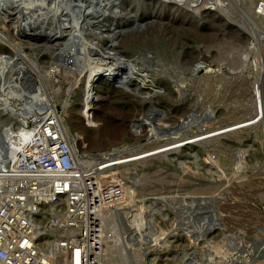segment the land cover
<instances>
[{
    "label": "rangeland",
    "instance_id": "rangeland-1",
    "mask_svg": "<svg viewBox=\"0 0 264 264\" xmlns=\"http://www.w3.org/2000/svg\"><path fill=\"white\" fill-rule=\"evenodd\" d=\"M47 112L77 152L120 150L105 172L129 193L106 197L124 233L147 232L139 264L260 243L264 0H0V122Z\"/></svg>",
    "mask_w": 264,
    "mask_h": 264
},
{
    "label": "built area",
    "instance_id": "built-area-1",
    "mask_svg": "<svg viewBox=\"0 0 264 264\" xmlns=\"http://www.w3.org/2000/svg\"><path fill=\"white\" fill-rule=\"evenodd\" d=\"M51 116L0 122V264H103L105 229L114 263L139 264L134 244L147 232L124 233L121 220L129 215L106 197L115 189L129 193L126 174H101L98 162L107 157L77 152ZM258 225L262 238L250 252L264 258V223ZM226 254L220 264H250Z\"/></svg>",
    "mask_w": 264,
    "mask_h": 264
},
{
    "label": "bare ground",
    "instance_id": "bare-ground-1",
    "mask_svg": "<svg viewBox=\"0 0 264 264\" xmlns=\"http://www.w3.org/2000/svg\"><path fill=\"white\" fill-rule=\"evenodd\" d=\"M261 110V105H260V107H259V111ZM52 117V119L54 120V121H58L56 118H55V115H53V116H51ZM262 117V114H261V111H260V115L258 116V117H256L255 118V121H258L260 118ZM48 118H50V117H47L46 119H48ZM38 121H40V120H38ZM59 122V121H58ZM64 127V126H63ZM65 129V128H64ZM68 136V135H67ZM68 139H69V137H68ZM69 141H70V139H69ZM70 143H71V145L72 146H75V145H73L72 144V142L70 141ZM7 144V149H8V143H6ZM9 150V149H8ZM114 150H116V151H118V152H120V150H117V149H114ZM114 150L112 151V152H114ZM118 152H114L112 155H107V153L108 152H105L104 154L105 155H107V156H104V157H107V158H105V159H103V160H101V161H99L98 162V164H102V165H105L103 168H101L102 170L100 171V173L101 174H103L105 171H107V170H109V169H111V168H116V167H119V166H121L123 163H125V162H118V161H121V160H124V159H117V160H111L112 158H114V157H116V156H118V155H120V153H118ZM263 213V212H262ZM263 215V217H262V223H264V213L262 214ZM143 215L139 218V220L140 219H143ZM138 220V222H140ZM142 222V221H141ZM142 225V223L140 224V227H141V232L140 231H138V234H140V235H142V233H143V231H144V227H142L141 226ZM259 229H261V227L259 228ZM130 235V234H129ZM133 236H136V235H133ZM129 237V236H128ZM140 238H143V237H141L140 236ZM131 239V238H130ZM127 240H128V238H127ZM113 243V242H112ZM245 252V253H244ZM225 253H226V250L225 251H223V254L225 255ZM239 253H242L241 255H238ZM222 254V255H223ZM244 255V259H248L249 261H250V264H252L251 262L256 258V256H254L251 252H248V251H243V250H241V251H237V252H232V256H233V258L234 259H236L238 256L240 257H242ZM238 257V258H239ZM237 258V259H238ZM231 263H232V261H231Z\"/></svg>",
    "mask_w": 264,
    "mask_h": 264
}]
</instances>
